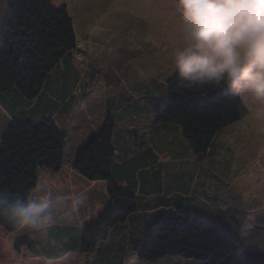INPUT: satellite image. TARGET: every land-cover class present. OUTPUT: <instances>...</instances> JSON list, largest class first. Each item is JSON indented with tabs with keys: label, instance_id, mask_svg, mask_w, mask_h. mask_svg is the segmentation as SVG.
<instances>
[{
	"label": "rangeland",
	"instance_id": "rangeland-1",
	"mask_svg": "<svg viewBox=\"0 0 264 264\" xmlns=\"http://www.w3.org/2000/svg\"><path fill=\"white\" fill-rule=\"evenodd\" d=\"M6 1L0 0L2 34ZM51 4L66 6L77 35L71 55L76 85L69 94L70 109L50 116L67 137L63 165L57 173L40 171L29 195L30 199L49 202L50 226L43 230L18 226L12 232L0 227V264L113 263L112 254L94 255L93 251L90 256L79 248L72 249L78 245L75 239L79 236L74 230L67 233L72 236L68 243L72 250L61 253V241L53 238L58 231L48 229L81 228L105 208L106 183L81 178L72 163L77 150L106 116L115 119L117 129L133 127L145 132L144 146L155 150L161 165L162 187L166 190L163 197L173 194L175 176H191L189 188L198 210L224 228L241 230L237 243L242 253L264 261V123L254 116L257 102L250 96H240L247 115L223 127L204 156L193 153L178 129L168 133L162 128L164 124L155 121L166 94V80L173 74L171 51L177 35L171 17L175 0H52ZM120 111L122 116L117 118ZM9 122L10 116L0 106V140ZM180 151L184 153L174 156ZM188 185L189 180L186 188ZM150 196L157 199L156 194ZM135 231L128 223L115 226L98 245L111 246L123 264H150L140 262L129 248L130 242L143 240ZM26 240L33 247L29 248ZM51 248L59 253L55 259L44 257ZM154 264L199 263L170 257Z\"/></svg>",
	"mask_w": 264,
	"mask_h": 264
},
{
	"label": "trees",
	"instance_id": "trees-1",
	"mask_svg": "<svg viewBox=\"0 0 264 264\" xmlns=\"http://www.w3.org/2000/svg\"><path fill=\"white\" fill-rule=\"evenodd\" d=\"M51 2L9 0L0 40V104L11 118L0 140V201H4L0 203V227L8 232L20 225L8 215L6 203L29 198L40 171L57 173L63 165L67 137L47 113L58 110L61 104V113L70 109V79H76L71 55L77 35L66 6L55 7ZM62 67L68 72L53 82H64L58 92L56 87L51 88L49 79L55 68L65 74ZM47 92L60 101L52 100L51 95L46 98ZM247 113L240 96L226 86L185 87L173 72L166 80V94L155 121L176 124L193 153L204 156L216 134ZM114 125L115 119L106 116L75 154L73 170L85 180L105 182L108 201L99 216L81 228H48L58 231L53 238L61 241V253L79 248L90 256L93 251L94 255L112 254V264H123L116 250L98 243L105 241L115 226L128 223L143 237L129 246L142 263L182 257L199 264H264L242 253L237 243L241 230L224 228L198 210L191 197L193 191L189 185L186 188L187 177L181 183L187 189L182 191L185 196L174 193L176 190L170 196L161 195L166 191L162 187L163 175L151 148L117 156ZM161 205L164 209L157 210ZM70 230L79 233L75 239L78 245L72 249L68 246ZM26 242L29 248L33 247ZM44 254L48 259L59 256L52 248ZM119 254L122 255L121 250Z\"/></svg>",
	"mask_w": 264,
	"mask_h": 264
},
{
	"label": "clouds",
	"instance_id": "clouds-1",
	"mask_svg": "<svg viewBox=\"0 0 264 264\" xmlns=\"http://www.w3.org/2000/svg\"><path fill=\"white\" fill-rule=\"evenodd\" d=\"M171 20L178 82L226 86L236 96H250L258 104L255 118L264 123V0H175ZM6 208L28 230H43L52 221L44 198L11 200Z\"/></svg>",
	"mask_w": 264,
	"mask_h": 264
},
{
	"label": "crops",
	"instance_id": "crops-1",
	"mask_svg": "<svg viewBox=\"0 0 264 264\" xmlns=\"http://www.w3.org/2000/svg\"><path fill=\"white\" fill-rule=\"evenodd\" d=\"M8 2H9V0H7L6 1V10H5V16L3 17V19H2V22H3V25H4V23L6 22V11H7V7H8ZM3 27V26H2ZM2 30L0 29V40H1V38H2ZM63 68V67H62ZM64 69V70H63ZM63 69H60V70H62L63 72L65 71V74L64 73H61L60 71H59V69H57V68H55L52 72H51V78L49 79L50 81H52V83L54 82H56L57 80H60V79H62V75H63V77L64 76H66L67 75V72H68V70L67 69H65V68H63ZM76 80V79H75ZM52 84L51 85V88H53V87H56V91H58V92H60L61 91V87H62V85H63V83L64 82H61V83H58V84ZM68 83H69V81H68ZM70 84L72 85L73 84V86H72V88H74L75 87V85H76V82L74 81V79L72 80V78L70 79ZM51 95V99L52 100H54V101H56V102H58V101H60V100H57V99H55V98H53L54 96H52V94H50ZM49 94H48V96L46 97V98H49V96H50ZM71 95V94H70ZM68 98H69V96H68ZM68 98H67V100H68ZM40 101H39V99L36 101V104H38ZM32 103H34L35 104V101H33ZM0 106H1V104H0ZM62 106H63V104H61V106H59L58 107V110H54V111H52V112H49V113H47V115H49V117L50 116H52L53 114H54V112H56V111H59L60 112V109L62 108ZM1 107H3V106H1ZM6 111V110H5ZM7 112V111H6ZM8 114V113H7ZM52 114V115H51ZM9 115V114H8ZM118 117H121L122 116V114H121V111L120 112H118ZM10 116V115H9ZM11 119V118H10ZM51 119V118H50ZM52 121V120H51ZM53 122V121H52ZM54 123V122H53ZM55 124V123H54ZM8 125V124H7ZM56 126H57V124H55ZM101 125V124H100ZM7 127V126H6ZM58 127V126H57ZM100 127V126H99ZM98 127V128H99ZM59 128V127H58ZM97 128V129H98ZM162 128H165L166 130H167V132L169 133V132H171L172 130H179V134H180V136L182 137L183 136V134H182V131H181V129L176 125V124H164V125H162ZM61 129V128H60ZM138 129H140L139 128V126H138ZM169 129H171V130H169ZM155 130H156V128H155ZM64 131V130H63ZM5 132V131H4ZM65 132V131H64ZM92 132H95V131H92ZM121 132V136H120V133ZM123 134V135H122ZM128 134L131 136H128ZM143 134H145V132L144 131H141V130H137V128H131V129H125V128H119V129H117L116 127H115V125H114V134H113V141H114V145H115V148H116V153H118V155L117 156H122V154H129V153H133L135 150V152L137 153L138 152V150H140V149H142V148H151L154 152H155V150L150 146V145H147L146 147L144 146V136H143ZM153 134H155V132H153ZM127 135V136H126ZM89 136V135H88ZM120 136V137H119ZM2 138V137H1ZM172 140H174V139H172ZM172 140L169 142V143H172ZM132 145H134V146H132ZM156 153V152H155ZM180 153H184V151H180L179 153H175L174 154V156L176 155H179ZM157 154V153H156ZM160 164V163H159ZM62 169V168H61ZM160 170H161V174H162V169H161V165H160ZM185 177H187V179L189 180V186H190V180H191V176H184V175H179L178 177H174L173 178V180H172V182L174 181V180H176V182H173V183H175L176 185H175V192L174 193H176L177 192V194L179 193V195H181L182 194V190L184 189L183 188V186L181 187V183H182V180H183V178H185ZM190 191H192V190H190ZM183 195V194H182ZM249 256H253V255H249ZM253 257H256V256H253Z\"/></svg>",
	"mask_w": 264,
	"mask_h": 264
}]
</instances>
